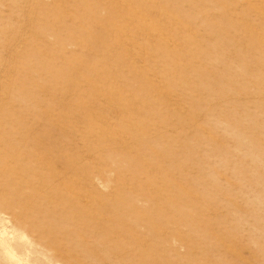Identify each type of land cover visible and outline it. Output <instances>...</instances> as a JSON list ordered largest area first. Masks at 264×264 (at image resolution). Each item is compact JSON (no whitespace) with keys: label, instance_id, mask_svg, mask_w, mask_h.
I'll return each mask as SVG.
<instances>
[{"label":"rangeland","instance_id":"rangeland-1","mask_svg":"<svg viewBox=\"0 0 264 264\" xmlns=\"http://www.w3.org/2000/svg\"><path fill=\"white\" fill-rule=\"evenodd\" d=\"M0 264H264V0H0Z\"/></svg>","mask_w":264,"mask_h":264}]
</instances>
